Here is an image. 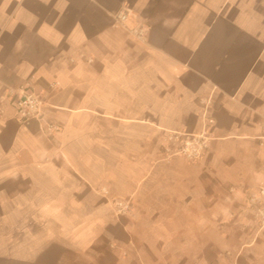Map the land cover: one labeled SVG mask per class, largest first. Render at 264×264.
Returning a JSON list of instances; mask_svg holds the SVG:
<instances>
[{
  "label": "crops",
  "instance_id": "0c3cea01",
  "mask_svg": "<svg viewBox=\"0 0 264 264\" xmlns=\"http://www.w3.org/2000/svg\"><path fill=\"white\" fill-rule=\"evenodd\" d=\"M26 86L42 120L17 119ZM188 132L253 156L264 187V0H0V264H209L227 235L198 244L164 205L212 198L199 165L160 158ZM101 182L156 184V205L118 217Z\"/></svg>",
  "mask_w": 264,
  "mask_h": 264
},
{
  "label": "rangeland",
  "instance_id": "374dc122",
  "mask_svg": "<svg viewBox=\"0 0 264 264\" xmlns=\"http://www.w3.org/2000/svg\"><path fill=\"white\" fill-rule=\"evenodd\" d=\"M53 124L57 126L56 123ZM58 130L59 128L53 130L52 133ZM188 134L182 135L176 142L167 138L164 145L166 155L160 158H163L165 162H170L176 156L181 158L185 166H189L188 169L183 170L189 176L194 174L190 166L199 165L202 169L201 175L212 178L207 187V192L212 198H195L194 203L185 208L175 207V204L166 198L164 205L168 207V210L175 211L176 225L179 228L196 222L194 229L197 230L198 244H203L205 241L202 235L205 229H211L214 244L220 241L221 232L227 235L222 249L213 248L198 252V255L207 259L209 264H264V216L259 212V209L264 208V198H258L261 187L257 186L262 171L254 168L256 166L253 164V156L220 154L221 149L216 148L214 140L204 133L202 136L196 134L200 143L205 142L198 158L192 159L187 154L176 153L187 140ZM237 161L244 163L243 169L232 164ZM100 173L96 171V177ZM147 184H142L136 194L107 198L110 191L104 182H101L100 189L105 195L96 200L102 208L109 205L118 217L130 218L132 216L134 218L136 213L144 210L149 203L156 205L153 199L157 198L156 184L152 186ZM178 189L184 190L183 187H178ZM210 207H212V212Z\"/></svg>",
  "mask_w": 264,
  "mask_h": 264
},
{
  "label": "built area",
  "instance_id": "2783aa9c",
  "mask_svg": "<svg viewBox=\"0 0 264 264\" xmlns=\"http://www.w3.org/2000/svg\"><path fill=\"white\" fill-rule=\"evenodd\" d=\"M126 20L127 18L125 14H118V21L120 24H124ZM135 31L137 35L142 38V36L144 35V29ZM13 100L17 107V119L20 122L29 123L32 120H42L44 118L45 100L34 87H24L22 92ZM57 128L58 126L54 125L52 122H46L43 127L44 131L48 133H52V131ZM192 134L193 133H189L187 135V140L176 151V153H184L187 154L190 158L196 159L201 155L205 142L203 141L202 143H200L196 138V134ZM182 135L184 134H174L169 136L168 139L170 141L173 140V142H176ZM202 135L203 134H201V136ZM258 198H264V187H261ZM259 212L262 216H264V208L259 209Z\"/></svg>",
  "mask_w": 264,
  "mask_h": 264
}]
</instances>
